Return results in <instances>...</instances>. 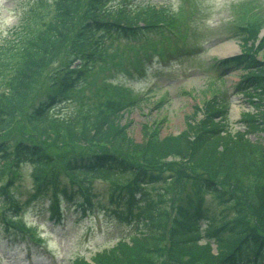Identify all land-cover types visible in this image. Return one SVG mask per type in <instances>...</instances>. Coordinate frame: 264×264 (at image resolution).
I'll list each match as a JSON object with an SVG mask.
<instances>
[{
  "label": "trees",
  "instance_id": "1",
  "mask_svg": "<svg viewBox=\"0 0 264 264\" xmlns=\"http://www.w3.org/2000/svg\"><path fill=\"white\" fill-rule=\"evenodd\" d=\"M108 1H37L25 12L21 31L2 49L8 55L6 65L11 73L0 104L11 111L28 95L35 74L60 56L65 46L69 51L64 63L51 76L54 79L47 83L31 116L40 122L37 130L42 138L51 143L63 145L69 137L86 144L103 142L106 147L69 157L62 178L56 161L42 146L30 140L15 145L0 140V167L3 175L10 174L1 188L2 216L5 221L10 215L18 216L21 205L9 207L12 199L5 189L14 183V172L27 162L34 168L35 196L48 200L53 218L61 217L63 200L76 212L92 214L99 204L95 203L98 196L92 191L93 180L107 183L104 194L112 207L107 214L127 222L132 231L112 248L96 253L87 264H264V144L248 137V131L264 127V110L259 119L244 118L248 131L231 132L214 123L220 110L214 112V102L208 101L206 118L197 131L193 128L192 133L171 140L141 143H135L123 127L111 129L121 110L133 102L89 108L69 119L49 118L81 77L105 62L115 37L145 38L165 16L154 8L125 2L110 7ZM260 28L245 30L253 32L250 39L253 43L259 40L258 49H264V37L258 39ZM254 71L242 83L257 84L255 95L264 100V67ZM7 124L0 122V132ZM172 155L190 166L204 163L205 170L196 174L179 163L170 167L150 164L152 159ZM157 184L161 186L155 188ZM181 190L186 192L176 195Z\"/></svg>",
  "mask_w": 264,
  "mask_h": 264
},
{
  "label": "rangeland",
  "instance_id": "2",
  "mask_svg": "<svg viewBox=\"0 0 264 264\" xmlns=\"http://www.w3.org/2000/svg\"><path fill=\"white\" fill-rule=\"evenodd\" d=\"M34 1L0 0V97L10 82L11 73L6 65L8 55L2 49L21 28L23 15ZM126 1L133 6L163 8L169 17L162 18L164 25L150 30L146 40L123 35L115 37L110 42L105 62L81 77L76 89L50 112L49 118L69 119L89 108L133 102L137 104L123 110L111 129L123 127L135 143L147 139L171 140L183 133H192L193 128L197 131L199 122L206 118L205 104L211 100L214 112L216 109L223 111L214 115L215 118L212 116L214 123L231 132L248 131L244 118L259 119L264 100L255 95L257 84L242 83V80L254 75L256 68L264 67V49H258L259 40L253 43L250 39L253 32L245 29L261 27L259 36H264V0H109L108 3L111 7ZM227 45L232 50L223 53ZM67 51L63 46L61 55L35 74L36 81L16 108L8 111L0 104V122L8 123L0 132V140L11 145L30 140L42 146L56 161L62 178H65L63 169L69 157L106 150L103 142L86 140V144L74 142L69 137L68 143L63 145L51 143L42 138L37 130L40 122L31 116L33 108L46 93L47 83L54 79L51 76L64 63ZM148 59L152 60L147 64ZM248 132L250 140L264 144V127ZM161 159H152L150 164L164 163L170 167L179 163L186 171L196 174L203 173L206 167L200 162L190 166L173 155ZM33 169L30 163L21 165L14 172V183L5 189L12 199L9 207L16 209L13 206L16 203L23 209H18L19 216L10 215L9 221L7 218L5 221L4 209L0 208V264H87L96 253L112 248L120 237L132 231L129 224H120L111 214L102 216L103 207L106 211L112 207L104 194L107 183L101 179L93 180V190L98 196L96 203H99L94 208V218L85 216L75 221V210L64 202V217L60 223L51 220L47 211L49 203L39 194L35 196ZM9 177L10 174L3 175L0 167V203L1 188ZM185 192L181 190L176 195L182 196ZM11 222L26 228L40 243L31 244L21 233L17 239L5 236L4 229H8ZM20 237L29 241L28 246L24 244L26 242L14 244ZM213 250L215 253L214 247Z\"/></svg>",
  "mask_w": 264,
  "mask_h": 264
},
{
  "label": "bare ground",
  "instance_id": "3",
  "mask_svg": "<svg viewBox=\"0 0 264 264\" xmlns=\"http://www.w3.org/2000/svg\"><path fill=\"white\" fill-rule=\"evenodd\" d=\"M231 50H232L231 46L227 45V46L224 47L223 53L224 52H229V51L231 52ZM213 247L215 248V246H213Z\"/></svg>",
  "mask_w": 264,
  "mask_h": 264
}]
</instances>
